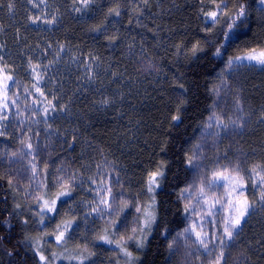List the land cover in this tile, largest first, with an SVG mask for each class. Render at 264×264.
<instances>
[{"label": "trees", "instance_id": "1", "mask_svg": "<svg viewBox=\"0 0 264 264\" xmlns=\"http://www.w3.org/2000/svg\"><path fill=\"white\" fill-rule=\"evenodd\" d=\"M43 1L35 12L36 0H0L4 59L21 76L23 62L37 57L59 64L48 87L77 128L65 132L66 154L76 161L107 156L145 189L144 207L153 213L139 246L128 250L136 264H168L170 239L189 218L180 199L193 177L189 149L213 110L226 62L264 45L261 0ZM217 5L219 16L207 20ZM137 56L156 61L159 73L139 72ZM262 73L241 80L255 106L264 105ZM27 209L0 168V264H45L32 243L38 219ZM257 231L251 259L264 264L263 228Z\"/></svg>", "mask_w": 264, "mask_h": 264}, {"label": "rangeland", "instance_id": "2", "mask_svg": "<svg viewBox=\"0 0 264 264\" xmlns=\"http://www.w3.org/2000/svg\"><path fill=\"white\" fill-rule=\"evenodd\" d=\"M43 3L36 0L34 11H43ZM221 6L205 18L213 19L209 13L215 12L216 19ZM258 15L264 28L261 1ZM261 53L264 45L229 59L214 85L213 110L189 149L193 177L180 191L188 222L170 239L168 264H257L251 256L257 252L253 236L259 229L264 232V105L247 102L241 80L264 72V64L249 58ZM6 55L0 48V168L27 212L38 219L40 230L32 243L39 261L136 264L128 246H139L153 213L144 207L145 189L126 179L124 168L107 156L84 154L80 158L86 159L76 161L66 154L65 132L74 134L77 128H72L76 118L57 107L61 103L48 87L59 64L37 57L23 62L21 76ZM135 67L143 75L160 71L149 57H138ZM244 206L247 211L229 239L224 229H231L236 209Z\"/></svg>", "mask_w": 264, "mask_h": 264}, {"label": "snow or ice", "instance_id": "3", "mask_svg": "<svg viewBox=\"0 0 264 264\" xmlns=\"http://www.w3.org/2000/svg\"><path fill=\"white\" fill-rule=\"evenodd\" d=\"M261 2L264 3V0H261ZM113 11H114V10H113ZM115 14L118 16V15H119V12H116ZM244 14H245V13H244V9L241 8V9L239 10V14H238V16H243ZM209 15H210L211 17H213V19H214L215 16H216V13H215V12H213V13H209ZM217 54H219V53H217ZM249 58H250V59H258L259 62H260L261 64H264V53H261V57H249ZM174 119H179V117H174ZM261 179L264 180V177H262ZM62 194H66V193H62ZM261 199H264V194H262ZM53 203H54V202H53ZM45 204L47 205V202H45ZM236 211L238 212V215L235 217V219H233V220L231 221V229H230L228 226H226L225 229H224V231H225V233H226V235H227V237H228L229 239L232 238V229H234V228H236V227H238V226L240 225V221H241V219L243 218V216L245 215V212L247 211V208H246V206H244V207H242V208H237ZM62 236H63V233H61L59 236H57V239H60ZM200 243L203 244L204 241L201 240ZM205 247H207L206 244H205ZM41 259L43 260L44 257L41 256Z\"/></svg>", "mask_w": 264, "mask_h": 264}]
</instances>
